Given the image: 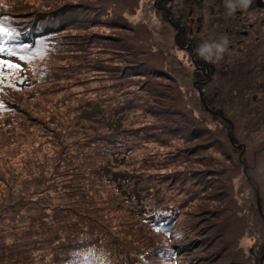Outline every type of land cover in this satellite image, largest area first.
<instances>
[{
    "label": "rangeland",
    "instance_id": "rangeland-1",
    "mask_svg": "<svg viewBox=\"0 0 264 264\" xmlns=\"http://www.w3.org/2000/svg\"><path fill=\"white\" fill-rule=\"evenodd\" d=\"M158 8L157 0H0V20L7 16L30 57L8 81L15 89L0 91V127L14 124L0 135V264H260L264 38L259 60L225 53L215 72H195ZM53 133L73 138L65 147L49 141ZM78 155L83 165L108 159L104 172L128 174L134 197L120 194L89 218L60 208L71 204L63 165ZM55 208V224H32ZM160 217L169 223L158 233ZM30 230L35 243L26 244Z\"/></svg>",
    "mask_w": 264,
    "mask_h": 264
},
{
    "label": "flooded vegetation",
    "instance_id": "flooded-vegetation-1",
    "mask_svg": "<svg viewBox=\"0 0 264 264\" xmlns=\"http://www.w3.org/2000/svg\"><path fill=\"white\" fill-rule=\"evenodd\" d=\"M157 1L164 21L174 30L177 48L189 53L195 72H215L216 66L202 60L196 49L202 42L219 39L222 35L229 41L226 53L231 56L228 61L241 58L253 62L262 57L258 52L263 48L264 0H251L248 8L232 14H229L225 0ZM258 72L264 70L261 68Z\"/></svg>",
    "mask_w": 264,
    "mask_h": 264
},
{
    "label": "trees",
    "instance_id": "trees-1",
    "mask_svg": "<svg viewBox=\"0 0 264 264\" xmlns=\"http://www.w3.org/2000/svg\"><path fill=\"white\" fill-rule=\"evenodd\" d=\"M40 38V37H39ZM125 100H123L124 102ZM125 102H127L128 105H132L133 103L130 100H126ZM204 104H207L206 102H204ZM120 109L122 108L121 105H119ZM117 107V106H116ZM133 109V106H132ZM215 118H218L221 122H223L224 124H227V120H225L224 118H222L220 115L219 116H215ZM230 124V123H229ZM64 125V124H63ZM228 125V124H227ZM2 130H0V135H6L9 132H12V130L14 129V124H5V123H1V127ZM58 128H61V125H58ZM72 133H67L66 135H60L57 133H53L52 137H49V141L51 142V139H53L56 143L57 141L61 142V144H63L66 147V142L68 140H70L71 138H73V136H71ZM227 137H228V143L231 147H235V144L233 143V139L230 137V132L227 131ZM48 142H46L47 144ZM52 143V142H51ZM79 151H82V147L78 148ZM243 156H241L242 158ZM239 161L238 158V163L240 164L239 166H241L242 168V174L245 177L246 181L247 180V176L246 172L247 170V166L245 165V160H241ZM68 159H65L64 162H66ZM83 160L82 156H74L72 158L69 159V161H67L66 163H64V173L69 177V180H71L72 185L70 187L71 192L69 194H71V204H67V205H63L60 208H65V209H73L75 211H77L80 215H85L87 218L93 216L95 214V211H99L98 206L104 204V207H102V210L105 208V206L109 207L111 206V202L115 201L116 198L118 197V195H126L124 196L125 199L130 198V197H134L133 193L134 191H136V189H134V191L132 190V185H129L130 181V176L126 173H120V172H114V173H105L104 172V168L103 166L108 167L110 170L112 169V167H109L108 164L111 165V163L109 162V160L107 159L106 161L104 160H98L97 162L94 161H90L83 165L81 164ZM100 171H102V173L104 174L105 177L100 176ZM107 174V175H106ZM99 175V176H98ZM249 183V181H248ZM135 185V184H134ZM141 188H137V190H141L144 188V186L142 184H140ZM256 186V185H252ZM37 189L39 187H36ZM36 190V189H34ZM256 198H257V194L256 191L257 189H254ZM193 192V191H192ZM74 195H76L74 197ZM136 195H140L138 192L136 193ZM78 196V198H77ZM80 196V197H79ZM85 199H88V201H86ZM114 199V200H113ZM76 200L78 203H81L79 205H77L78 203H76ZM81 200H84L85 202H82ZM65 201V200H63ZM39 204H44V203H39ZM258 204V199L256 200V205ZM142 206L139 207V211L142 213ZM60 208H58L60 210ZM57 209V208H55ZM55 210V212L53 214H48L46 213V215H40V217L38 219H35V222H33V225L38 224H42V223H49L50 226H52V223H56L58 219H61L59 217V212ZM101 211V209H100ZM34 212H37V210H35ZM38 212H41V210H38ZM42 213V212H41ZM94 219V217L92 218ZM264 220V219H262ZM165 221V222H164ZM166 219H163V217H160V220L157 221V227H161L163 229V224L166 223ZM65 223H68L67 220H65ZM169 223V222H167ZM166 223V225H167ZM156 227V228H157ZM82 230V226L80 227V230ZM90 230H94V229H90ZM88 228V233H91V231ZM164 230V229H163ZM143 232V230L141 231ZM192 232V231H191ZM76 234V233H75ZM42 237H46L42 236ZM24 238H26V240L24 242L30 243V242H34V234L33 232L30 230V232H28ZM33 240V241H32ZM54 240V239H53ZM74 240V239H73ZM55 242L57 240H54ZM114 242H112L113 244H115L117 242V238H115V240H113ZM67 242L69 243L68 248L70 249L72 247V241H70L69 239H67ZM145 245V244H144ZM144 245L139 246L140 248V252L136 253L137 255L143 256L145 253L144 250ZM67 248V249H68ZM264 252V251H263ZM261 260L259 261L260 264H264V253L263 256H261ZM25 263V262H22ZM78 264H92L90 262H85V261H81Z\"/></svg>",
    "mask_w": 264,
    "mask_h": 264
},
{
    "label": "snow or ice",
    "instance_id": "snow-or-ice-1",
    "mask_svg": "<svg viewBox=\"0 0 264 264\" xmlns=\"http://www.w3.org/2000/svg\"><path fill=\"white\" fill-rule=\"evenodd\" d=\"M7 19V16H5L3 17V20H0V42L12 40L17 35L15 30L11 26L6 25L3 22ZM3 57H15L16 60L23 61L25 63L30 60V57L18 54L17 51L11 49L0 48V91H2L4 88L15 89V85L8 83V81L14 79L16 73L22 72L21 65L14 62L13 60L4 59ZM5 107V102L3 100H0V108ZM155 231L159 233L163 231V229L161 227H157Z\"/></svg>",
    "mask_w": 264,
    "mask_h": 264
},
{
    "label": "clouds",
    "instance_id": "clouds-1",
    "mask_svg": "<svg viewBox=\"0 0 264 264\" xmlns=\"http://www.w3.org/2000/svg\"><path fill=\"white\" fill-rule=\"evenodd\" d=\"M251 0H225V6L229 12L232 14L238 9H246L249 6ZM228 39L226 37H221L216 40L202 42L196 49L197 55L207 63H216L227 51Z\"/></svg>",
    "mask_w": 264,
    "mask_h": 264
}]
</instances>
